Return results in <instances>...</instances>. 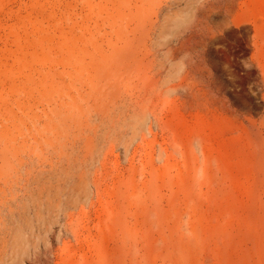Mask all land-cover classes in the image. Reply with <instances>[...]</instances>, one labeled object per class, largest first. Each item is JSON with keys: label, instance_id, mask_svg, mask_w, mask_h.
Wrapping results in <instances>:
<instances>
[{"label": "rangeland", "instance_id": "374dc122", "mask_svg": "<svg viewBox=\"0 0 264 264\" xmlns=\"http://www.w3.org/2000/svg\"><path fill=\"white\" fill-rule=\"evenodd\" d=\"M0 264H264V0H0Z\"/></svg>", "mask_w": 264, "mask_h": 264}]
</instances>
